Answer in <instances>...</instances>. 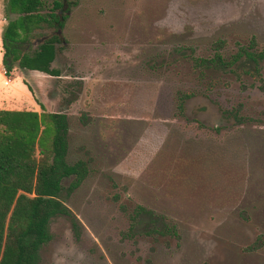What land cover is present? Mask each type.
I'll return each mask as SVG.
<instances>
[{
    "label": "rangeland",
    "instance_id": "rangeland-1",
    "mask_svg": "<svg viewBox=\"0 0 264 264\" xmlns=\"http://www.w3.org/2000/svg\"><path fill=\"white\" fill-rule=\"evenodd\" d=\"M65 9L59 78H6L0 40V110L40 112L38 100L66 114L67 161L87 165L63 194L78 228L53 218L40 264H264V61L253 76L194 61L264 50V0H67ZM135 205L175 224L179 239L123 238Z\"/></svg>",
    "mask_w": 264,
    "mask_h": 264
},
{
    "label": "trees",
    "instance_id": "trees-1",
    "mask_svg": "<svg viewBox=\"0 0 264 264\" xmlns=\"http://www.w3.org/2000/svg\"><path fill=\"white\" fill-rule=\"evenodd\" d=\"M66 4L67 0H53L51 7L44 0H5L6 25L0 40L6 78L15 70L54 78L62 75L53 63L65 49L60 34L67 20ZM194 61L205 70L235 72L237 66H248L251 71L241 72L253 76L264 61V50H239L226 60L216 53L211 59ZM36 103L40 112L0 110V264H40V250L51 240L49 223L57 216L68 217L72 227L78 228L63 194L69 196L86 179V162L67 161V115ZM68 179L64 188L63 181ZM135 236L180 237L175 224L141 205L132 209L129 227L122 234L127 239Z\"/></svg>",
    "mask_w": 264,
    "mask_h": 264
},
{
    "label": "flooded vegetation",
    "instance_id": "flooded-vegetation-1",
    "mask_svg": "<svg viewBox=\"0 0 264 264\" xmlns=\"http://www.w3.org/2000/svg\"><path fill=\"white\" fill-rule=\"evenodd\" d=\"M221 115L226 117V118H230L231 120H236V115H235V112L234 113H225V112H221ZM214 129L217 128V127H213Z\"/></svg>",
    "mask_w": 264,
    "mask_h": 264
}]
</instances>
